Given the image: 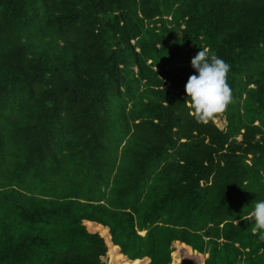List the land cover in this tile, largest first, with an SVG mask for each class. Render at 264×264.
<instances>
[{
	"label": "trees",
	"instance_id": "1",
	"mask_svg": "<svg viewBox=\"0 0 264 264\" xmlns=\"http://www.w3.org/2000/svg\"><path fill=\"white\" fill-rule=\"evenodd\" d=\"M261 199L264 0H0V264H264Z\"/></svg>",
	"mask_w": 264,
	"mask_h": 264
},
{
	"label": "clouds",
	"instance_id": "2",
	"mask_svg": "<svg viewBox=\"0 0 264 264\" xmlns=\"http://www.w3.org/2000/svg\"><path fill=\"white\" fill-rule=\"evenodd\" d=\"M190 63L195 71L188 77L184 91L197 117L210 119L223 111L231 100L227 83L230 65L216 55L209 56L206 48H200ZM250 215L254 222L253 233L264 241V199L255 202Z\"/></svg>",
	"mask_w": 264,
	"mask_h": 264
},
{
	"label": "rangeland",
	"instance_id": "3",
	"mask_svg": "<svg viewBox=\"0 0 264 264\" xmlns=\"http://www.w3.org/2000/svg\"><path fill=\"white\" fill-rule=\"evenodd\" d=\"M187 105H189V103H187ZM240 138H241L240 136L237 137L238 140H240ZM141 233H143V231H141ZM140 235H141V234H140ZM143 235H144V234H143ZM205 255H206V254L203 255V256H204V257H203V261H204V259H205ZM170 261H171V260H170Z\"/></svg>",
	"mask_w": 264,
	"mask_h": 264
},
{
	"label": "crops",
	"instance_id": "4",
	"mask_svg": "<svg viewBox=\"0 0 264 264\" xmlns=\"http://www.w3.org/2000/svg\"><path fill=\"white\" fill-rule=\"evenodd\" d=\"M172 243H173V242H172ZM172 243H171V244H172ZM170 247H171V246H170ZM170 250H171V249H170ZM170 253H171V252H170ZM199 254H201V253H199ZM202 255H204V254H202ZM206 256H207V255H205V257H206ZM170 259H171V255H170Z\"/></svg>",
	"mask_w": 264,
	"mask_h": 264
}]
</instances>
